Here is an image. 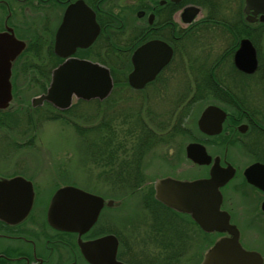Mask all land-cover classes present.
Wrapping results in <instances>:
<instances>
[{
    "label": "flooded vegetation",
    "instance_id": "flooded-vegetation-1",
    "mask_svg": "<svg viewBox=\"0 0 264 264\" xmlns=\"http://www.w3.org/2000/svg\"><path fill=\"white\" fill-rule=\"evenodd\" d=\"M0 33L13 36V46L17 42L22 44L19 49L11 46L2 48L0 58V70H3L6 66L3 62L9 59L7 54H15L11 60V109H0V264H94L86 253L97 255L100 264H109L106 261L113 250L116 261L151 264L153 259L169 258L171 248H179V252H172V255L181 262L188 254V260L201 263L205 250L226 233L205 230L194 219L192 212L162 203L164 207L160 213L169 219L174 216L171 223L177 232L174 234L168 229L153 226L157 239H150V231L146 230L147 239L137 240L136 227L131 233L134 238L126 239L120 223L121 204L104 205L97 221L86 230L53 225L49 212L57 190L66 184H77L42 175L41 148L35 138L37 125L42 116L51 121L60 114L72 123L73 117L81 113L69 108L61 110L46 100L37 105H33L32 101L47 92L53 73L63 63L76 58L109 68L114 74L110 95L114 94L118 103L134 100L137 105L154 101L201 104L206 100L205 107L209 104L221 106L227 115L222 132L215 135L204 133L199 128L198 119L205 107L196 111L193 127L182 123L187 113L178 114L177 118H183L173 124L168 113L163 112L164 116L156 113L158 118L154 120V113L148 106L147 109L143 106L141 110L149 121L146 133L152 143L141 145L142 152L134 153L132 163L138 162L152 179L165 176L190 180L206 177L216 159L222 166L232 160L236 150L233 146L240 149V143L244 142L248 147L251 146L250 140L264 138V93L259 91L256 94L258 99L252 102L237 99L238 108L228 98L219 99L214 84L221 83L220 79H208L218 69H223L227 75L229 72L233 77V68L240 71L236 67L237 57L240 63L249 67L250 49L255 48L258 60L256 72H244L245 77H242L238 87L245 88L241 91L244 96L248 91L255 93L262 86L264 90V0H0ZM145 46L146 53L140 55L138 52ZM161 63L164 64L160 66ZM143 67L147 71L158 70L152 79L141 88H136L132 86L129 75ZM258 72L259 75L256 74ZM202 84L205 94L194 92L192 96H185L187 88ZM31 88L38 93L29 99ZM108 98L93 99L98 103V129L87 127L88 133L97 132L99 137V143L86 145L88 157L104 168L107 163L116 165L122 148L131 152L135 150L132 144L113 145L116 159L107 154L111 151L107 149V134L114 132L117 140H121L122 135L121 112L115 113L117 117L113 120L115 127L112 131L106 126L111 120L104 108ZM76 99L73 98V104ZM46 105L48 108L42 110V106ZM20 112L26 117L18 122H9L10 115ZM82 115L89 119V114L84 112ZM217 118L215 116L211 123ZM23 120L34 128L28 127L21 133L12 134L16 131L15 127H6L9 123L22 125ZM176 132L185 133L181 137L182 143L172 142ZM153 134L157 136L156 143L153 142ZM191 142L205 146L210 158L208 163L200 162L202 154L198 149L193 153L195 158L189 157L187 147ZM152 146H161L165 153L152 155ZM246 149L244 153L239 150V154L245 157L247 163L264 162V154L254 159L258 156ZM232 163L239 169L238 163ZM159 164L168 168L163 174L156 173L158 176L153 177L149 168ZM51 172L50 168L49 174ZM238 178L234 177L223 188L222 207L230 213L231 222L237 225L243 246L259 252L264 258V218L256 221L258 217H264V191ZM242 184L251 187L250 198H256V202L239 190ZM51 187H55L54 191ZM97 194L110 199L108 195ZM237 197L244 198L242 204L235 203ZM66 204L73 209L72 201H66ZM147 208V211L142 209L146 213L155 211L154 208ZM194 209L203 214L201 204L197 203ZM249 223H254V228ZM130 225L135 226L133 222ZM104 236H110L107 246L100 244L97 248L91 245ZM254 237L258 240L255 241ZM138 243H156L160 250L153 255L148 253V249L138 253ZM191 243L195 244L190 247Z\"/></svg>",
    "mask_w": 264,
    "mask_h": 264
},
{
    "label": "water",
    "instance_id": "water-1",
    "mask_svg": "<svg viewBox=\"0 0 264 264\" xmlns=\"http://www.w3.org/2000/svg\"><path fill=\"white\" fill-rule=\"evenodd\" d=\"M12 37L11 35L7 36L6 34L2 35L0 33V56L3 55L2 48L11 46L14 49H19L22 46L20 42H17V45L13 46L12 43H14V39H12ZM247 41L251 43L249 40ZM146 49L147 46L143 47V50ZM7 56L9 59L3 62L6 66H4L3 70H0V109L9 108L12 100L13 85L11 81V60L14 58L15 54L9 52ZM0 58L2 59V56ZM237 63L246 72L251 73L256 70L257 62L253 59V56L251 57L249 67L240 63L238 57ZM162 64L164 63H161L160 66H162ZM157 70L158 68L153 71H147L145 67L140 68L130 73L129 80L133 86L141 87L145 82L153 78ZM144 74H146V76L142 77ZM135 80H139L140 82L137 83ZM112 88L113 79L109 68L99 66L89 61L73 58L67 60L61 65L59 70L53 73L52 83L47 93L35 98L34 104L46 99L61 108H67L70 106L74 94L85 99L95 97L103 99L110 94ZM226 115V112L220 107L210 105L201 115L199 127L206 133L218 134L222 131L223 121ZM215 116L218 117L217 121L211 123ZM197 149L202 154V160H200V162L208 163L210 160L209 155L207 154L205 146L200 143L189 144V156L195 158L193 151ZM235 172L236 168L232 164L222 167L219 163H216V165L212 167V177L207 182H202L203 180H181L169 176L161 177L156 180V197L159 200L178 210L192 212L194 218L201 223L203 222V226L209 230L228 231L233 235L232 238H220L217 243L211 246L205 252L201 264H262L264 261L263 256L259 252L246 251L242 247L238 240L239 229L230 222L231 217L229 212L221 208L223 203L221 188L235 176ZM259 175L261 179L255 177ZM247 176L251 183L264 188V163H253L247 171ZM198 192H202V201H207L210 195L212 198L213 209L210 211L211 217L207 216L205 219L206 222L196 215L198 213L194 209L195 202L192 201V197ZM71 193H74L73 199H71V197L69 199L70 201L74 200L72 215L66 204ZM54 200V205L51 207L49 214L50 222L59 228H71L75 230H86L90 228L96 222L104 205L113 206L121 203L120 201H114L112 199L106 201L100 195L86 192L80 188L69 185L62 186L57 191ZM60 201H62V204H59ZM208 224L210 226H208ZM109 241L110 236H106L98 240V243H92L91 245H95L98 248L100 244L107 246ZM86 254L91 262L100 264L97 255L92 256L91 254ZM115 254L113 250L110 259H108L106 263L127 264L116 261L114 259Z\"/></svg>",
    "mask_w": 264,
    "mask_h": 264
},
{
    "label": "rangeland",
    "instance_id": "rangeland-1",
    "mask_svg": "<svg viewBox=\"0 0 264 264\" xmlns=\"http://www.w3.org/2000/svg\"><path fill=\"white\" fill-rule=\"evenodd\" d=\"M262 83L264 85V80H262ZM30 90L31 91L29 92V96H28L29 99L38 93L35 89L31 88ZM259 91L264 93L263 86L261 89L257 88L254 94H258ZM205 101L206 100H203L201 104H194V103L173 104V103H164V102L154 101L153 103H149L147 105L140 104L141 107L140 105H137V103L134 102V100H131V101H128L122 104L132 107L135 110H138V109L143 110L144 108L147 109L146 106H148L153 111L154 115L158 113L164 116V113L165 114L168 113L169 114L168 116L169 118L172 119L173 124L174 122L177 121V119L179 120L183 118L182 116H180V118H177L178 114L181 115L182 113H187L182 123H184L186 126L193 127L194 122H195V117H196L195 115L196 111L197 110L200 111L202 109ZM117 103L118 102L115 101L114 94H113L112 98L109 99L108 102H106L104 105L106 113L112 112L114 110L115 112L118 113L120 110H118L117 107H115ZM143 106L144 108L142 109ZM96 107L98 108V103L97 105L89 103L83 106L82 108L83 112L81 113V115L84 112L87 115L89 114L90 115L88 119L89 121L85 120L87 116L85 115L81 116L80 114L73 117V122H72L73 124L67 122L64 117H60L58 119L55 118L53 120L51 119V121L49 119H44L43 116H42L43 119L42 118L39 119L38 125H37L38 130H37V134L35 138H36V143L41 148L40 160L42 161L41 165L43 168L42 175L43 176L51 175L52 177L56 178L57 180L61 182H73V183H76L77 186L79 184V187L81 188H86V189L88 188L90 190L93 189L95 192L105 194L108 196H121V194L117 192V190L119 189L114 188L111 185L112 184L111 182H106V180L103 178L102 166L97 165V161L95 162L90 161V157H88V154H87L88 152H87V147H86V144H87L86 140L84 137L82 140L76 131V126H75L76 124L81 125V128L82 127L85 128L86 126H93V125L98 124L99 119L96 114L98 109H96ZM47 108H48L47 105L42 106V110H46ZM154 115L152 114V116ZM24 117H26V114L20 112L17 115H10L8 117V120L9 122L10 120L14 122H18V120ZM157 118L158 117H154V120ZM70 120H72V118ZM111 121H112V124H115L113 120ZM25 122L26 121L22 122V125L20 124L18 126L11 125L9 123V125H7L6 127L7 128L15 127L16 131H13L12 134L21 133L22 129H25L28 127L34 128L33 127L34 125L28 126ZM183 128H184V125H183ZM175 134L176 135L172 136V138L175 137L174 141L172 142L182 143L183 138L181 137L185 135V133L182 134L180 132L179 133L176 132ZM250 144L251 146H248L250 148L249 149L244 142H241L240 143L241 152L244 153L245 149L247 148L246 150H248L252 154L255 153L254 155L260 156L261 154H264V138L257 137V141L256 139L250 140ZM244 145L246 146V148L243 147ZM151 149H152L151 154L152 155L154 154V156H161L165 153L164 148H162L161 146L157 148H155V146H152ZM240 156L241 155L238 153H235V155L233 154V157H236V158L239 157L241 159ZM86 157L88 159H86ZM256 158L257 157H254V159ZM157 161H161V160L157 159ZM52 166H53V169H52ZM161 166L162 165L160 164L157 166L153 165L151 169L152 172L163 174L162 172L166 171L168 167L165 168ZM50 168L52 171L51 174H49ZM155 176H158V175L156 174ZM145 185L146 186L144 187V189L140 191V194L136 197L137 199H133L132 201L133 204L122 206L121 215H120L121 216L120 223H121V228H122V234L128 240L134 238L133 236H131V233L134 232L135 227H136L137 240L147 239L146 230L150 231L149 232L150 239H154V238L157 239L156 236L154 237L155 230L153 229V227L151 228V226H144L145 223L149 222V220L146 221L148 218V214H147L148 212L146 213V211L149 210L147 207L154 208L152 205V202L156 201L153 198L154 191H152L153 189L152 182L151 181L147 182ZM51 188H52V191H54L55 187H51ZM240 188H243L244 193L248 194L250 198L251 191H252L251 187H248V186L246 187L245 184H242ZM249 198H247V202L249 201ZM250 200L256 202V198H253V199L250 198ZM155 203L159 204L162 208L164 207L158 202H155ZM142 208L143 209L146 208L145 209L146 211L143 210ZM170 215H172V213H170ZM172 218L170 220H172ZM263 218H264L263 216H260L257 218L256 221L260 222L261 219L263 220ZM137 220H139L140 222L143 221L144 224H141ZM132 222L135 224L134 227L130 225V223ZM253 239L255 241L258 240L257 237H254ZM132 244L135 245V243H132ZM138 244L139 246L137 245L136 247L138 253H140L142 249H148V253L153 255V254H156L160 250L159 247L155 245L156 243H138ZM194 244L195 243H191L190 247H192ZM189 253L191 254L193 252L191 251ZM187 256L185 259H182V262H184L185 264H197V262H194V260H190V258L188 260Z\"/></svg>",
    "mask_w": 264,
    "mask_h": 264
},
{
    "label": "bare ground",
    "instance_id": "bare-ground-1",
    "mask_svg": "<svg viewBox=\"0 0 264 264\" xmlns=\"http://www.w3.org/2000/svg\"><path fill=\"white\" fill-rule=\"evenodd\" d=\"M250 51H251L250 53L253 56V59L256 62H258L256 49L255 48H251ZM138 53H140V55H141V54L146 53V51L142 49ZM236 67L240 71H237V70H235V68H233V77H230L232 74H230L229 72H228V75H227V72L225 73V71L223 69H218V71L216 70L210 76H208V79L209 80H217V79L219 80L220 79L221 80V83L218 82V83H215L214 84V86H216L215 89L217 90V95L219 96V99L226 100L228 98L230 101L233 102V104L235 106H237L239 108L240 105L237 104V102H236L237 99L238 100H243L246 103V102L255 101V100L258 99V97L252 91H248V93H245L246 96L242 95V92L241 91L243 89H245V88L238 87V85L242 81V77L245 75L244 72H246V71H244L243 68L241 66H239L238 63H236ZM225 68L228 71V68L224 66V69ZM256 68H257V66H256ZM254 72H256V70H254L253 72H251V74H253ZM246 73H249V72H246ZM256 74L259 75V72L256 73ZM233 84H235V85H233ZM247 89L248 90L249 89L252 90V88H250V87H248ZM204 90H205V87H204L203 84L200 85L199 87L187 88V94L185 96H187V97L192 96V95H194V92H196L197 95H203V94H205V91ZM75 97L77 99L75 100V102L73 104V98H75ZM73 98H72V102H71L70 106L72 104L73 105L71 107H69V109L71 111L75 112V113H82L83 106L86 105V104H89V102L85 98H83V97L73 96ZM180 104H188V103H180ZM115 107H117V109L120 110L119 112H121V121H122L123 117L126 116V115L127 116H137L138 115L137 112H141L140 109L135 110L133 108H130L129 106L123 105L122 103H117L115 105ZM219 107L223 111H225L224 108H222L221 106H219ZM65 112H67V111H65ZM115 113H117V112H115ZM115 113L108 112L107 113V117L109 119H111V120H115V117H117ZM60 117H62V116L60 114H58L56 118L58 119ZM85 120L86 121H89L87 119H85ZM111 120H109V121H111ZM10 122L11 123H14V121H12V120H10ZM233 148L236 149L235 152L233 151V154L234 155H235V153H238L239 154V150L240 149H238L235 146H233ZM234 149H232V150H234ZM233 154H232V156H233ZM240 157H241V159L239 157L238 158L231 157L232 160L229 162V164H232V165H233L232 161L234 163H238L239 169H237L235 167L236 168V172H235V176L234 177L239 176V178L237 180H241L244 183H251V181L249 180V178L247 176V171L251 167L252 164L247 163L245 161V157L243 155H241ZM257 158H259V156ZM217 163H219V162H217ZM262 163H264V162H262ZM214 165H216V163H214ZM112 166L113 167L104 168L103 171H102L103 178L106 180V182L113 183L114 181H117L118 180L117 178L119 177L120 171L118 170V168L116 170V166L115 165H112ZM163 167H165V166H163ZM151 169H152V167H150L149 170L151 171V174L154 177L156 175V173L152 172ZM143 174L145 175V180L139 179L140 181L142 180L141 181L142 184H141V186L136 187L135 190H131V191L125 192V193H122L121 191H117L119 194H121V196H109L110 199H105L102 195L101 196L106 201L111 200V199L114 200V201H116V200L128 201L130 198L131 199H134V197H135L136 194H134V195H132V194L135 191H142L144 189V187L146 186L145 184L147 182H150V180H151V182H153V180H154V179H152V177H150L149 175H147L145 172ZM211 177H212V169L209 172V175L208 176H206V177H197V178H195L193 180L194 181L203 180L202 182H204V181L207 182ZM255 177H257L258 179H261V176L260 175L259 176H255ZM10 181H13V180H10ZM69 186H73L74 187L75 185H69ZM254 186L255 187H258V185H254ZM75 187L81 188L79 186H75ZM224 187L221 188L222 194H223V188ZM258 188H260L262 192L264 191V188L263 187H258ZM239 190L240 191H243V188H239ZM123 194H125V195H123ZM223 200H224V198H223ZM243 201H244V198L237 197L236 200H235V203L236 204H242ZM53 203H54V199H53ZM152 205H153L155 211L150 212V213H147L148 214V218H147L146 221L149 220V222L145 223L144 226H151V228L154 226L155 228H159V229L160 228L161 229H168L172 233L175 234L177 232V228L173 226V224L171 223V220L169 218H167L166 216H164L163 214L160 213V211H162L163 208L159 204H157L155 202H152ZM185 212H187V211H185ZM138 222H140V221L138 220ZM140 223L141 224H144L143 221H141ZM249 224L251 225L252 228H254L253 227L254 226V223H249ZM247 226H248V224H247ZM151 264H167V263H166V260H163L161 258H156V259H153V261H152Z\"/></svg>",
    "mask_w": 264,
    "mask_h": 264
},
{
    "label": "trees",
    "instance_id": "trees-1",
    "mask_svg": "<svg viewBox=\"0 0 264 264\" xmlns=\"http://www.w3.org/2000/svg\"><path fill=\"white\" fill-rule=\"evenodd\" d=\"M137 116H124L122 119V135H121V140L115 139L114 132L111 134H107V140L106 143L108 144L107 149H111V151L107 152V154H111L113 156V160H115V151L111 146L113 145H121L124 146V144H132L135 146L134 152H131L130 149H124L122 148L119 151V156L117 159H120L116 163V170L120 171L119 177L117 178L118 180L116 182H113L111 185L119 189L117 191H121L122 193L129 192L131 190H135L136 187L141 186L142 180L140 181L139 179L145 180V175L143 174V167L137 163H132V159L135 158V154L141 153V145L150 143L149 135L146 133V129L149 127L148 125V120L147 118L142 115L141 112H137ZM112 122V121H111ZM107 128H111L110 130L115 127L114 124H108L106 125ZM156 128L159 126L154 125ZM95 129L97 130L98 127L95 126ZM154 142L157 139V136L153 134L152 136ZM85 140L87 143L90 142V144H97L99 143L98 140H87L85 136ZM137 147V148H136ZM135 153V154H134ZM107 168L108 167H113L110 166L109 163L106 164ZM153 191V189H152ZM139 192V191H138ZM161 229V228H160ZM172 252H179L178 249L171 248L169 252V258L166 259L167 264H183L179 260L178 257L173 256Z\"/></svg>",
    "mask_w": 264,
    "mask_h": 264
}]
</instances>
